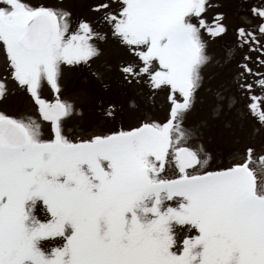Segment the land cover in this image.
<instances>
[{"label":"snow or ice","instance_id":"snow-or-ice-1","mask_svg":"<svg viewBox=\"0 0 264 264\" xmlns=\"http://www.w3.org/2000/svg\"><path fill=\"white\" fill-rule=\"evenodd\" d=\"M0 264H264V0H0Z\"/></svg>","mask_w":264,"mask_h":264},{"label":"rangeland","instance_id":"rangeland-1","mask_svg":"<svg viewBox=\"0 0 264 264\" xmlns=\"http://www.w3.org/2000/svg\"><path fill=\"white\" fill-rule=\"evenodd\" d=\"M71 73H68V76H71ZM113 93L109 94L108 97H106L107 99H112L115 100L117 103H123V104H127L129 102V97L127 95H120L118 92L119 89V84L116 80L113 81ZM46 96L48 98H53V94L52 93H46ZM166 102L164 101V98L161 96L160 97V104H165ZM17 104L14 101H9L8 104V109L10 111H14L17 109ZM86 117H89L93 120L97 119V117L95 116V109L92 110L91 113H89L88 109L86 108Z\"/></svg>","mask_w":264,"mask_h":264}]
</instances>
